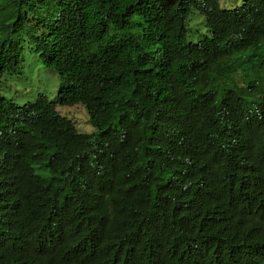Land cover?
<instances>
[{
  "label": "trees",
  "instance_id": "1",
  "mask_svg": "<svg viewBox=\"0 0 264 264\" xmlns=\"http://www.w3.org/2000/svg\"><path fill=\"white\" fill-rule=\"evenodd\" d=\"M223 1L0 0V77L60 82L0 96V264H264V0Z\"/></svg>",
  "mask_w": 264,
  "mask_h": 264
},
{
  "label": "rangeland",
  "instance_id": "2",
  "mask_svg": "<svg viewBox=\"0 0 264 264\" xmlns=\"http://www.w3.org/2000/svg\"><path fill=\"white\" fill-rule=\"evenodd\" d=\"M241 0H224L221 6L234 8L239 6ZM202 21V17L194 12L188 19V27H197ZM201 32H205L204 27H200ZM38 58L31 57L28 62L36 63ZM22 74L7 79V83L2 82L0 95L11 99L15 104L21 106L27 101L34 100L38 94L44 95L48 99H53L58 89V77L48 71L40 64H25ZM5 80V78H3ZM58 113L70 118L76 125L78 131L91 132L93 129L88 125L87 116L79 105L58 108Z\"/></svg>",
  "mask_w": 264,
  "mask_h": 264
},
{
  "label": "clouds",
  "instance_id": "3",
  "mask_svg": "<svg viewBox=\"0 0 264 264\" xmlns=\"http://www.w3.org/2000/svg\"><path fill=\"white\" fill-rule=\"evenodd\" d=\"M244 1L245 0H241V4L239 5V6H235L234 8H236V7H238V10H239V12H240V10H241V8H242V6H243V4H244ZM29 2H30V4L33 2V0H29ZM41 2H42V0H37V5H38V8H37V10L40 12V14H42L43 12H48V14L46 15V19H48V20H51V14H52V12H53V10H52V6H51V2H49V6L48 7H46V8H42V6H41ZM234 8H227L226 7V9H234ZM28 9H31V7L29 6L27 9H25V10H28ZM197 10H192V13H191V15L194 13V12H196ZM197 13V12H196ZM55 18L57 19V24H55L54 26H58V27H60L61 26V24H60V15L59 14H57L56 16H55ZM30 21H32V19L30 18ZM51 26V24H49V27ZM205 31H206V28H205ZM205 33V32H204ZM249 49H253V50H255V51H258V52H260L261 51V47L259 46V42L257 41V42H254V41H251L250 42V44H249ZM29 57L31 58V57H33V56H25L24 57V63L23 64H18L15 68H14V70L13 71H10V72H8V73H4L1 77H0V86H1V84H2V82L4 83V84H6L7 83V79H10L11 77H13V76H16V75H18V74H22L23 72L21 71V68L25 65V64H39V62L37 61L36 63H31V62H28V59H29ZM37 58V57H36ZM39 60V59H38ZM41 65V64H40ZM41 66H43V65H41ZM43 67H45V66H43ZM46 68V67H45ZM48 69V68H47ZM48 71L50 72V73H52V74H54V75H56L57 76V74H55L54 72H52L50 69H48ZM58 77V76H57ZM3 78H5V80H3ZM58 84H59V86H60V82H59V77H58ZM59 86H58V89H59ZM58 89H57V91H58ZM56 91V92H57ZM56 92H55V94H56ZM1 96V95H0ZM3 97V96H2ZM39 97H43V98H45V96L44 95H41V94H38V96L34 99V100H32V101H27L26 103H29V102H33V101H35L36 99H38ZM8 99V98H7ZM10 101H12L11 99H9ZM49 100H52V99H49ZM13 102V101H12ZM26 103H24V104H26ZM13 104H15L14 102H13ZM23 104V105H24ZM17 107H22L23 105H21V106H19V105H17V104H15ZM70 106H74V105H68V106H58V105H56L55 107H54V111H56V113L60 116V117H65V116H62V115H60L59 113H58V108H63V107H70ZM15 112H17V113H19V112H21V111H23V109H13ZM65 118H67V117H65ZM70 122H71V124L73 125V127H74V129H76V131L77 132H79V133H86V134H90V133H92L95 129H94V127L91 125V123L88 121V116H87V121H88V125L93 129L91 132H82V131H78V129H77V127H76V125L74 124V122L70 119V118H67ZM11 134V133H10ZM109 215V214H108ZM108 224L107 225H110V222H107Z\"/></svg>",
  "mask_w": 264,
  "mask_h": 264
},
{
  "label": "bare ground",
  "instance_id": "4",
  "mask_svg": "<svg viewBox=\"0 0 264 264\" xmlns=\"http://www.w3.org/2000/svg\"><path fill=\"white\" fill-rule=\"evenodd\" d=\"M35 222H36V221H35ZM34 224H35V223H34ZM34 224H33V225H34ZM35 225H36V224H35ZM40 233H41V232H40ZM46 234H47V233H46ZM49 235H50V234H49ZM33 264H34V263H33Z\"/></svg>",
  "mask_w": 264,
  "mask_h": 264
}]
</instances>
